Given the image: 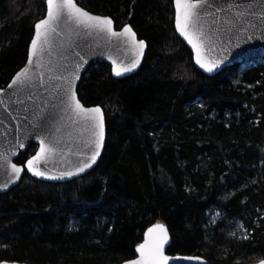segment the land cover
I'll use <instances>...</instances> for the list:
<instances>
[{"label": "trees", "instance_id": "16d2710c", "mask_svg": "<svg viewBox=\"0 0 264 264\" xmlns=\"http://www.w3.org/2000/svg\"><path fill=\"white\" fill-rule=\"evenodd\" d=\"M77 1L117 28L130 22L146 56L123 78L106 62L84 72L80 99L106 115L101 159L66 182L25 172L0 193V261L118 264L136 256L157 220L169 227L170 253L213 264L264 258V62L202 72L175 30L173 0ZM45 12L46 0H0V87L26 63ZM214 206L225 214L216 224ZM235 223L247 239L233 235Z\"/></svg>", "mask_w": 264, "mask_h": 264}, {"label": "water", "instance_id": "95a60500", "mask_svg": "<svg viewBox=\"0 0 264 264\" xmlns=\"http://www.w3.org/2000/svg\"><path fill=\"white\" fill-rule=\"evenodd\" d=\"M76 2L79 7L92 15L112 18L114 21L113 29L115 31L120 32L124 26L128 25L136 33L135 38L137 40L145 41L146 46L143 50V56L140 57L139 65L132 71L123 73L121 76H116L113 71L112 75L116 78H123L137 72L146 56L148 49L147 40L139 37L130 22H127L121 28H117L112 16L94 13L80 5L77 0ZM173 4L175 11V0H173ZM209 5H216L223 9V11H217L216 7L208 6L203 13L202 22H204V31L209 40L205 44L202 56L206 62L219 61L212 72L206 71L200 64L196 63L194 50L175 27L177 34L191 50L193 61L197 68L205 74L212 76L234 64H243L264 57V23H261L256 16L250 18V21L257 25L256 27L249 28L247 31L238 29L228 30V21L237 11L255 10L257 13L264 12V0H209ZM228 5H233V7L229 8ZM44 17L45 15L40 19ZM76 31L79 32L78 35L69 33L68 28L62 24L54 37L51 53L46 52L42 61H37L33 58L32 64H29L28 60L31 54L33 33L28 47L26 63L17 71L19 72L25 67L30 68L32 83L20 88H17L15 85L9 88L8 85L15 78L16 72L6 86L0 87L3 90L0 91V184H7L6 188H0V193L7 192L17 185L25 172L42 181L66 182L87 174L101 159L107 139L105 110L100 104L86 105L80 99L77 88L82 75L91 65L106 62L111 65V70L116 66H128L135 58L136 53L128 50L124 37H113L108 40L102 35L95 33L88 35L82 29H77ZM76 53H79V55H76ZM113 61H115V64ZM76 64H80L79 70L75 73L79 79H73L72 86L73 90L77 93V98L86 108L101 107L105 117L103 147L100 149V154L96 161L83 172H77L76 168L81 161H85L91 156L94 148L88 146L89 133L84 129L83 122L71 112L64 110L61 98L63 97L64 89L67 87V81L57 79L61 75L68 76L72 73ZM29 96L31 99H28ZM18 101H23V103L21 104ZM61 116L64 117L63 120H60ZM43 118H47L46 130L40 131L38 125ZM57 128H59V131H56ZM37 136L46 138V143L53 136L55 137L57 152L46 162L42 161L39 164L40 170L45 171L47 175L44 177L35 176L31 171L27 170L26 165L25 170L19 174V178L11 174L10 167H7V171H5V166L11 163H15L18 166L24 164L17 162V158L31 144L35 143L38 146L36 151L39 150L40 141L37 139ZM20 144H23L24 147L21 148ZM36 151L32 155H35ZM4 156L7 157V160L2 158ZM66 172H72L73 175H62ZM157 223L163 224L168 230L169 240L164 246V254L169 258L168 264H213L206 257L199 254L170 253L169 248L172 244V237L168 225L162 220H157L146 228L143 240L138 245L144 242L148 228ZM138 245L136 246L135 257L118 264H125L128 260L138 258L140 255L137 251ZM195 257H200V259H194ZM260 260H264V258L248 261L245 264H259ZM0 264L31 263L17 260H2Z\"/></svg>", "mask_w": 264, "mask_h": 264}, {"label": "snow or ice", "instance_id": "6c2138e0", "mask_svg": "<svg viewBox=\"0 0 264 264\" xmlns=\"http://www.w3.org/2000/svg\"><path fill=\"white\" fill-rule=\"evenodd\" d=\"M216 7L217 11H223L216 5H209V0H175V27L179 33L187 40L195 52L196 63L208 72H212L219 61H204L202 52L205 48L209 37L204 31L203 13L206 7ZM229 8L233 5H228ZM256 16L261 23H264V12L257 13L255 10L251 11H237L228 21V30L238 29L247 31L249 28L257 25L250 21V18ZM64 25L68 28L69 33L79 34L77 29H82L86 34L93 33L102 35L104 38L110 40L113 37H124L125 43L129 51L136 53L135 58L128 66H116L112 69L116 76H121L123 73L132 71L140 63V57L143 56V50L146 46L144 40H137L136 33L128 25L117 32L113 29L114 21L110 17L92 15L79 7L76 0H46V14L43 19H40L34 24V37L31 40V54L28 63L32 64L33 58L37 61H42L46 52L51 53L53 48V40L57 34V30ZM79 55V53H76ZM115 64V61H113ZM41 66H43L41 64ZM80 68V64L75 65V69L68 76L61 75L57 79L66 80L67 87L64 89L61 104L65 111L71 112L75 117L83 122L84 129L89 133L88 146L94 148L90 157L85 161H81L77 166V172H83L85 169L91 167L100 154V149L103 147L105 139V117L101 107L94 106L86 108L77 98V93L73 90L72 80L79 79L76 76V71ZM31 69L25 67L16 73L15 78L11 84L17 88L24 87L32 83ZM0 91H3L0 89ZM28 99H31L29 96ZM23 103V101H18ZM64 117L61 116L60 120ZM47 125V118H43L38 125L40 131H45ZM59 131V128L56 129ZM39 139V150L35 155L24 162L21 166L15 163L5 166L11 168V174L19 178V174L25 170L31 171L35 176L44 177L47 175L45 171L40 170V162H46L52 155L57 152L55 137L49 139L47 143L46 138ZM21 148L23 144L19 145ZM83 155V153H81ZM7 160V157H2ZM62 175L71 176L72 172H66ZM7 184H0V188H6ZM234 235V234H233ZM247 239V237H243ZM169 236L167 228L160 223L154 224L148 228L144 242L137 247L140 253L136 259L128 260L125 264H168V257L164 254V246L168 243ZM194 259H200L195 257ZM259 264H264V260H260Z\"/></svg>", "mask_w": 264, "mask_h": 264}, {"label": "rangeland", "instance_id": "374dc122", "mask_svg": "<svg viewBox=\"0 0 264 264\" xmlns=\"http://www.w3.org/2000/svg\"><path fill=\"white\" fill-rule=\"evenodd\" d=\"M260 62H264V57L245 62L241 66L242 68H245ZM207 214H208L209 222L212 224H216L219 220H221L225 216L224 212L219 207L216 206L212 207ZM234 227H235L234 235H237L239 238H243L245 236L248 237L246 228L243 227L242 223H235Z\"/></svg>", "mask_w": 264, "mask_h": 264}]
</instances>
